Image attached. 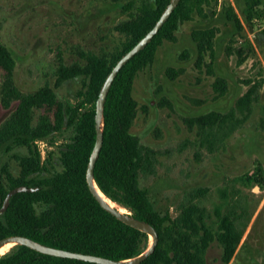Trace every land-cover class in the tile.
<instances>
[{"label":"trees","instance_id":"16d2710c","mask_svg":"<svg viewBox=\"0 0 264 264\" xmlns=\"http://www.w3.org/2000/svg\"><path fill=\"white\" fill-rule=\"evenodd\" d=\"M170 1L129 0L123 6L127 18L115 27L123 37L116 52L108 58L80 50L81 62L62 63L55 72L53 87L45 85L32 92H22L15 81L16 56L11 48L0 43V68L4 71L1 102L5 108L17 102L13 113L0 126V157L14 146L28 149L26 154L13 155L20 166L18 175L13 174L8 163L0 169V206L12 188L42 187L40 191L18 193L11 199L9 208L0 216V240L21 235L55 248L112 260H127L146 250V234L126 225L97 202L87 186L86 170L96 142L94 119L99 92L112 67L154 27ZM237 1L245 22L252 27L260 7H264V0H243V4ZM217 4V0H182L153 40L120 71L105 103L104 144L95 167V180L109 198L157 229L156 250L140 264H208L206 252L215 240L222 247V261L229 264L243 236L232 217L222 214L220 209L216 210L219 218L216 231L206 222L203 211L193 204L184 206L177 217L158 212L140 183V175L150 169L156 151L145 149L140 138L131 131L138 110L133 95L138 72L154 63L165 40L176 41L181 24L193 20L195 14L206 17L207 9L213 7L216 11ZM223 6L237 32L226 46V53L237 55V64L242 65L248 58V51L253 52L254 48L250 43L248 50L243 46L234 47L236 36L245 30L244 23L234 6ZM219 33L217 26L195 28L191 38L196 45V67L215 77L213 90L216 97H223L229 91V82L215 70ZM182 57L189 58V51H184ZM166 73L170 80H175L185 69L168 67ZM75 79L82 82L75 99L60 100L56 88ZM246 83L250 85L248 90L237 99L229 113L213 110L187 118V124L207 134L206 140H218L222 133L227 136L233 129L229 125L233 124L236 114L246 118L251 113L264 80L250 79ZM37 108H46L47 112L34 125ZM59 137L66 138L56 150H48L43 160L36 141L47 140L55 145ZM0 264L97 263L15 246L0 257Z\"/></svg>","mask_w":264,"mask_h":264},{"label":"rangeland","instance_id":"374dc122","mask_svg":"<svg viewBox=\"0 0 264 264\" xmlns=\"http://www.w3.org/2000/svg\"><path fill=\"white\" fill-rule=\"evenodd\" d=\"M128 1L0 0V43L16 56L15 81L20 90L28 93L45 85L53 87L55 72L62 63L81 62L80 50L109 58L123 39L115 27L127 18L123 6ZM230 5L245 27L236 36L234 47L248 50L250 43L254 48L248 51L247 60L238 65L237 55L226 53V46L237 33L226 7L218 2L216 11L207 9L206 17L195 14L193 20L180 25L176 41L165 40L154 63L138 72L133 90L138 110L131 131L145 149L156 151L152 166L140 175L141 187L155 209L177 217L184 206L196 205L215 231L219 225L216 210L220 209L232 217L243 234L229 264H264V83L256 93L251 113L246 118L236 114L238 122L232 120L229 126L233 129L227 136L222 133L218 140L210 138V143L207 134L186 122L189 117L213 110L229 113L248 90L247 80H264V7H260L251 27L238 1ZM210 26L220 28L215 70L229 82V91L223 97H216L213 90L215 77L195 65L196 45L191 32ZM184 51H189V58L182 57ZM168 67L184 68L185 73L170 80ZM3 78L0 68V85ZM81 86L80 79L70 80L56 88V94L62 101L74 100ZM16 106L17 102L5 108L0 93V126ZM46 112V108L35 109L34 125ZM65 138L59 137L55 145L42 140L44 156ZM26 153V147L14 146L1 155L0 169L8 163L18 175L20 166L13 155ZM150 242L147 236L146 248ZM206 259L208 264H225L217 240L210 244Z\"/></svg>","mask_w":264,"mask_h":264},{"label":"water","instance_id":"95a60500","mask_svg":"<svg viewBox=\"0 0 264 264\" xmlns=\"http://www.w3.org/2000/svg\"><path fill=\"white\" fill-rule=\"evenodd\" d=\"M182 0H171L164 12L162 13L160 19L156 22L154 27L141 39L137 44H135L129 51H127L112 67L110 73L108 74L100 92L98 99L95 104V128H96V142L93 148V151L89 158V163L86 170V183L87 186L101 205L103 209L111 213L113 216L124 222L126 225L133 227L142 233L149 236L151 242L146 250L140 255L127 259V260H112L103 256H97L93 254L73 252L70 250H65L61 248H55L42 244L38 241L30 239L21 235L8 236L0 240V248L8 243H15V246H25L31 250L42 254H48L52 256L62 257V258H71L77 259L85 262H93L97 264H140L148 259L151 256L158 245L159 242V233L157 229L144 221H141L135 218L131 212L125 213L120 211L118 208L110 205L97 191V182L95 180V167L100 156L103 144H104V113H105V103L109 94V91L120 73L123 67L133 59L138 53H140L159 33L161 28L170 18L174 10L178 7L179 3ZM99 187V186H98ZM100 188V187H99ZM41 186L32 187L28 185H21L15 188H12L7 193L2 206H0V216L3 215L10 206L11 199L18 193L21 192H34L40 191ZM101 190V189H100ZM102 191V190H101ZM103 192V191H102ZM104 193V192H103ZM105 194V193H104ZM106 195V194H105ZM111 199V198H110ZM115 202V201H114ZM117 203V202H116ZM119 204V203H118ZM126 208V207H125Z\"/></svg>","mask_w":264,"mask_h":264},{"label":"bare ground","instance_id":"6f19581e","mask_svg":"<svg viewBox=\"0 0 264 264\" xmlns=\"http://www.w3.org/2000/svg\"><path fill=\"white\" fill-rule=\"evenodd\" d=\"M97 191L99 192V194L101 196H103V198L110 204L112 205L113 207H116L118 208L120 211L122 212H125V213H128L130 212L127 208H125L124 206L114 202L112 199H110L107 195H105L101 190L100 188L97 186ZM15 247V243H8L4 246H2L0 248V257L4 256L6 253H8L12 248Z\"/></svg>","mask_w":264,"mask_h":264},{"label":"built area","instance_id":"2783aa9c","mask_svg":"<svg viewBox=\"0 0 264 264\" xmlns=\"http://www.w3.org/2000/svg\"><path fill=\"white\" fill-rule=\"evenodd\" d=\"M220 5H230L231 3H233V0H217ZM36 144L41 152V156H42V159L44 160L46 157L44 156L45 155V150L43 148H41V145H42V140H37L36 141Z\"/></svg>","mask_w":264,"mask_h":264}]
</instances>
